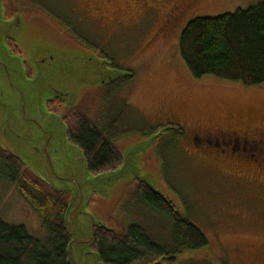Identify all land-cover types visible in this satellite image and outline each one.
Listing matches in <instances>:
<instances>
[{
    "label": "rangeland",
    "instance_id": "obj_1",
    "mask_svg": "<svg viewBox=\"0 0 264 264\" xmlns=\"http://www.w3.org/2000/svg\"><path fill=\"white\" fill-rule=\"evenodd\" d=\"M173 1L0 0V149L75 202L67 228L76 264H97L85 247L93 223L116 232L136 225L166 252L179 249L170 221L136 202L140 179L207 239L202 249L180 247L164 264H255L264 256L262 176L198 159L175 130L229 120L264 130V86L193 78L179 57V28L152 40ZM260 1L201 0L181 23ZM6 5L18 11L6 16ZM83 9L98 23L82 22ZM16 16L20 25L11 24ZM125 72L131 78H118ZM54 100L63 109L79 107L103 131L121 113L110 132L121 156L115 170L93 175L86 169L61 112L48 107ZM0 220L47 239L37 214L1 175Z\"/></svg>",
    "mask_w": 264,
    "mask_h": 264
},
{
    "label": "trees",
    "instance_id": "obj_2",
    "mask_svg": "<svg viewBox=\"0 0 264 264\" xmlns=\"http://www.w3.org/2000/svg\"><path fill=\"white\" fill-rule=\"evenodd\" d=\"M9 9L8 5L4 7L6 16L18 11ZM178 53L195 79L210 76L245 88L264 86V0L246 10L188 21L178 35ZM48 107L61 112L67 139L80 150L91 174L119 166L121 156L110 132L121 113L103 131L79 107L63 109L57 100L48 102ZM0 175L37 214L42 230L47 233V239L42 242L30 236L24 226H10L0 220V264H67L70 239L64 230V215L69 194L52 191L45 181L3 149H0ZM134 193L139 205L170 221L171 234L179 249L198 250L207 245V239L198 229L186 219L175 218V213L169 212L164 204L170 203L145 184L140 183ZM91 249L102 264H154L160 259L164 264L171 262L172 254L179 251L175 248L166 252L136 225L121 232L96 228Z\"/></svg>",
    "mask_w": 264,
    "mask_h": 264
},
{
    "label": "flooded vegetation",
    "instance_id": "obj_3",
    "mask_svg": "<svg viewBox=\"0 0 264 264\" xmlns=\"http://www.w3.org/2000/svg\"><path fill=\"white\" fill-rule=\"evenodd\" d=\"M200 1L174 0L169 4L163 16L159 17L160 22L156 27L152 40L157 39L155 37L166 36L177 28H179V34L191 18L181 23L182 19ZM85 9H88V4L85 5ZM85 9H83V13L81 12L82 14L79 13L82 22L85 19L98 23L90 19L89 10ZM70 10L80 9L73 6L70 7ZM99 25L102 26L101 22ZM99 35L103 36L101 32H99ZM80 42L86 46L84 41L80 40ZM175 130L184 138V144L187 143L186 145L190 149L188 152L198 159L210 160L217 165H227L229 169L233 170L231 172H235L236 175L240 171L251 170L253 174L261 175L264 179V130L259 127L229 120L221 125L196 127L192 132L189 129L186 131L183 127ZM164 204L169 212L175 213V218L177 217L180 221L184 219L179 216L173 205H167L166 202ZM255 258V264H264V256H256Z\"/></svg>",
    "mask_w": 264,
    "mask_h": 264
},
{
    "label": "water",
    "instance_id": "obj_4",
    "mask_svg": "<svg viewBox=\"0 0 264 264\" xmlns=\"http://www.w3.org/2000/svg\"><path fill=\"white\" fill-rule=\"evenodd\" d=\"M11 24H17V25H20L21 24V18H19V16H16L15 17V21H13V22H11ZM3 32V28H2V26H0V33H2ZM5 66H4V68L5 69H3V70H6V71H8L9 70V68L6 66V64H4ZM0 67H1V65H0ZM126 74H123V75H119V77L118 78H127V77H130L131 75L129 74V73H127V72H125ZM115 80V78H111V79H108V81L105 83V84H103L102 86H106V85H108V83H110V82H112V81H114ZM62 95H60V96H57V97H61ZM56 97V98H57ZM62 98V97H61ZM66 133H67V130H66ZM160 133H162V132H159V134ZM158 134V135H159ZM158 135H157V137H158ZM10 154V153H9ZM12 157H14L15 159H17V160H19L20 162H21V160L18 158V157H16V156H14V155H12V154H10ZM83 158H84V156H83ZM22 163V162H21ZM84 163H85V167H86V169H87V165H86V161H85V159H84ZM88 170V169H87ZM140 183H142V184H145L148 188H150L151 190H152V192L153 193H155V194H158L159 196H161L162 198H163V196L159 193V192H157V191H155V190H153L150 186H148L144 181H142L141 179L140 180H138ZM49 186V185H48ZM50 188H51V190L52 191H54V192H63V191H60V190H56V189H54V188H52L51 186H49ZM166 200V199H165ZM167 201V200H166ZM168 203H169V201H167ZM73 208H75V202H70V204H69V202H68V206H67V208H66V211H65V215H64V230H65V233L68 235V237H69V243H68V245H67V248H66V255H67V264H76V262H75V260H74V258H73V255H72V249H73V245L75 244V243H73V241L71 240V234L69 233V230H68V228H67V224H68V222L69 221H71V219H73L74 217H75V211H73ZM73 211V212H72ZM96 228H101V229H104V230H107V231H110V232H114V229H107V228H105V227H103V226H100V225H97V224H92V232H91V235H90V237H89V239L86 241V245H85V247H87V250L89 249V248H91L92 247V244H93V238H94V231H95V229ZM87 252H91L90 250H88ZM90 255L93 257V259L95 260V262L97 263V264H102L101 263V261H100V259H99V256L95 253V252H91L90 253ZM162 263V260L160 259L158 262H156V263H154V264H161Z\"/></svg>",
    "mask_w": 264,
    "mask_h": 264
}]
</instances>
